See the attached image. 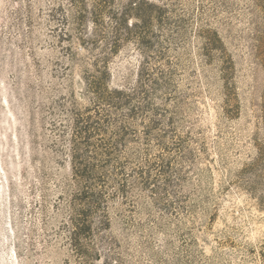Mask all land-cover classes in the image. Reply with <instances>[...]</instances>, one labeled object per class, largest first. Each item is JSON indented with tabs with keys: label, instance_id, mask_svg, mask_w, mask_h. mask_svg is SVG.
<instances>
[{
	"label": "rangeland",
	"instance_id": "374dc122",
	"mask_svg": "<svg viewBox=\"0 0 264 264\" xmlns=\"http://www.w3.org/2000/svg\"><path fill=\"white\" fill-rule=\"evenodd\" d=\"M104 1L0 0V264H264V0Z\"/></svg>",
	"mask_w": 264,
	"mask_h": 264
},
{
	"label": "trees",
	"instance_id": "16d2710c",
	"mask_svg": "<svg viewBox=\"0 0 264 264\" xmlns=\"http://www.w3.org/2000/svg\"><path fill=\"white\" fill-rule=\"evenodd\" d=\"M108 0L104 1L107 2ZM70 3L75 5L78 9L79 12L76 16V19L78 22H83L84 18L88 14V11L86 9V5L84 0H70ZM144 4H147L150 7H157L154 4H148L147 2L144 1H138V0H130L126 6L122 9L121 12H116L113 13V18H116V27H117V32L115 34V38L118 39L120 37V34L118 32V29L120 26L123 24L128 23V19L131 17L137 16L140 17L139 23H145V18H143V14L141 12L142 6ZM103 8V4L97 2L93 5V12L92 14H96L97 12L100 13L101 9ZM120 13V14H119ZM96 21H94V24ZM138 23H135L134 26H136ZM91 43H96L97 39H90ZM117 40L113 41V48L116 49L117 46ZM108 74V71H106V68H104L102 72V76L105 77ZM101 82V87L103 88L104 91L108 92L109 95L114 96V95H121L123 94L122 91L119 90H108L107 84L100 80ZM100 84V83H99ZM104 99H107V97H103ZM112 98V97H110ZM108 100V99H107ZM75 124L77 125V131H76V136H81V134L87 129V127H81L78 126L80 124V119H76ZM87 138V137H83ZM81 159V155L77 154V152H72L71 154V169L74 177L79 180L78 183H82L88 178V172L85 168H81L79 166V160ZM78 165V166H77ZM97 195L96 193L92 192L89 190V186L87 187H81L78 188V190L75 192L73 199H72V211H73V218L71 219V236H70V241L72 246L75 248L76 252L84 253L83 250V241L89 238L94 231L100 230L103 228L106 224L105 222L101 221L98 223L97 226L93 225L92 223V213H93V205L97 200Z\"/></svg>",
	"mask_w": 264,
	"mask_h": 264
}]
</instances>
